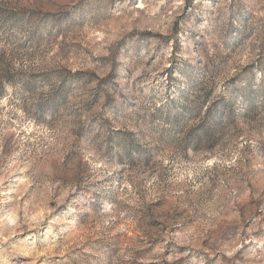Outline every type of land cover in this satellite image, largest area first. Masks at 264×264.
<instances>
[{
	"label": "rangeland",
	"instance_id": "1",
	"mask_svg": "<svg viewBox=\"0 0 264 264\" xmlns=\"http://www.w3.org/2000/svg\"><path fill=\"white\" fill-rule=\"evenodd\" d=\"M0 264H264V0H0Z\"/></svg>",
	"mask_w": 264,
	"mask_h": 264
}]
</instances>
